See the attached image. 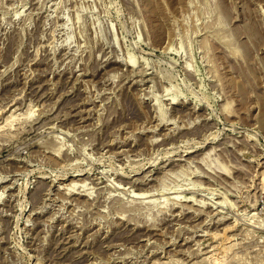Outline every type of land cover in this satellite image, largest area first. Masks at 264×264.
<instances>
[{
    "label": "rangeland",
    "instance_id": "1",
    "mask_svg": "<svg viewBox=\"0 0 264 264\" xmlns=\"http://www.w3.org/2000/svg\"><path fill=\"white\" fill-rule=\"evenodd\" d=\"M262 173L264 0H0V264H264Z\"/></svg>",
    "mask_w": 264,
    "mask_h": 264
},
{
    "label": "bare ground",
    "instance_id": "2",
    "mask_svg": "<svg viewBox=\"0 0 264 264\" xmlns=\"http://www.w3.org/2000/svg\"><path fill=\"white\" fill-rule=\"evenodd\" d=\"M131 61L134 62L132 59H131ZM262 176H264L263 173H262ZM263 179H264V178H263ZM263 179H262V180H263ZM262 180H261V181H262ZM261 183H262V182H261ZM261 187H262V186H261ZM191 199H192V198H191ZM233 257H235V256H233Z\"/></svg>",
    "mask_w": 264,
    "mask_h": 264
}]
</instances>
